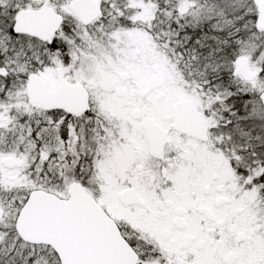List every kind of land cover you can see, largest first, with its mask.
Segmentation results:
<instances>
[{"label":"snow or ice","instance_id":"obj_1","mask_svg":"<svg viewBox=\"0 0 264 264\" xmlns=\"http://www.w3.org/2000/svg\"><path fill=\"white\" fill-rule=\"evenodd\" d=\"M0 264H264V0H0Z\"/></svg>","mask_w":264,"mask_h":264}]
</instances>
